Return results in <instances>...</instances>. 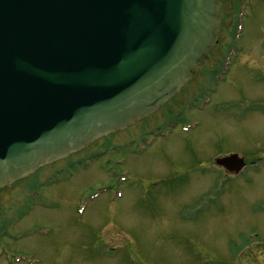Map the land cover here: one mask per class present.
I'll use <instances>...</instances> for the list:
<instances>
[{
	"label": "rangeland",
	"instance_id": "374dc122",
	"mask_svg": "<svg viewBox=\"0 0 264 264\" xmlns=\"http://www.w3.org/2000/svg\"><path fill=\"white\" fill-rule=\"evenodd\" d=\"M240 6V51L226 81L203 112L183 116L200 124L186 135L206 149L193 148L196 168L170 174L179 155L191 161L179 133L144 153L120 148L93 157L89 149L70 175L27 203L0 192V264H13L8 256L21 264H264V72L252 65H264V0ZM127 135L109 142L125 145ZM228 153L255 170L230 180L209 173L205 158ZM164 174L168 183H160Z\"/></svg>",
	"mask_w": 264,
	"mask_h": 264
},
{
	"label": "water",
	"instance_id": "95a60500",
	"mask_svg": "<svg viewBox=\"0 0 264 264\" xmlns=\"http://www.w3.org/2000/svg\"><path fill=\"white\" fill-rule=\"evenodd\" d=\"M219 14V0H0V188L166 103ZM236 159L216 164L237 174Z\"/></svg>",
	"mask_w": 264,
	"mask_h": 264
},
{
	"label": "flooded vegetation",
	"instance_id": "af4514ba",
	"mask_svg": "<svg viewBox=\"0 0 264 264\" xmlns=\"http://www.w3.org/2000/svg\"><path fill=\"white\" fill-rule=\"evenodd\" d=\"M222 4V23L219 28L218 32V39L216 46L214 48L216 55H212L210 57V65L208 67L202 68L200 72L195 74L192 79L186 84V86L177 94L173 99H171L166 106H164L161 110L156 112L152 117L148 118L147 125L144 126L142 129L145 133L143 137H140L137 133V129L134 130V127H136L139 124H136L128 129V135L127 137L129 138L130 143H127L128 151L132 152L133 151V146L140 145V143H136L138 140H142L144 143V150L148 151V149H152L155 146H159L162 143L168 142V140L171 138V136H176V134L180 133V129L178 128L180 125H185L189 124L192 121L186 120L183 116L182 109L185 104H191L192 106L197 105L199 102L202 101L203 98L207 97L211 103H212V96L214 95L213 89L217 87L220 83L226 81V76L229 73L228 72H221L222 64L225 58V45L227 39L231 36V30L233 29V23H232V17L234 15L235 11V0H221ZM213 50V51H214ZM207 68V69H206ZM223 74V78H220L219 76ZM231 79V78H229ZM233 79V78H232ZM235 82V81H234ZM229 87H233L232 80L229 81ZM190 85L189 87H187ZM187 87V88H186ZM186 88V89H185ZM194 89L196 91H194ZM204 92L206 93L204 95ZM211 103L209 105H211ZM227 105V103L225 104ZM256 110H260L258 107H253ZM159 114V115H158ZM160 121V124H157V121ZM146 121V120H145ZM150 124L153 128V130L150 128ZM168 126H173L174 129L172 130V134H170L169 139H165L160 136H154L153 132L156 131H161L163 128H166ZM167 137V138H168ZM179 137V136H178ZM187 137L183 136L182 139V144H185L187 148H190L191 151L190 153V163L187 162V159L185 156L179 155V163H173L170 162L169 165V171L170 174H180L183 172H187L189 170H194L195 164L198 160V158L193 154V148H199L200 146V154L202 152H205V146H202V143L199 142H193L190 143L189 141L186 140ZM108 143V142H107ZM109 144V143H108ZM150 144L152 145V148H150ZM111 147L114 146L113 144H109ZM92 146H89L87 149L91 148ZM161 147V146H160ZM86 149V150H87ZM166 144L163 145L161 151L166 152ZM145 151V152H146ZM202 151V152H201ZM84 152L78 153L77 155L69 158L68 162L66 161H61L58 163H55L53 165L44 167L40 169L36 173V186H40L44 184V182H49L52 177H54V181L57 177H66V174L63 175L65 171H69V169L72 167L74 169V166L77 164H81V161H76L79 157ZM91 156H95L91 152H89ZM229 154V153H228ZM226 154V155H228ZM214 156V155H213ZM213 156H208L205 158L206 162L209 163V173L214 170V165H213ZM243 160L245 161V158L243 157ZM66 162V163H65ZM86 161H82V164L85 163ZM169 162V161H166ZM246 163V162H245ZM59 164H62V168H52L53 166H57ZM245 168L244 170H246ZM220 174H224L223 169L217 168ZM243 170V171H244ZM165 177L161 179L160 183H168V180L170 178L169 174H164ZM181 175V174H180ZM51 177V178H50ZM50 183V182H49ZM38 186V188H39ZM13 194V193H12ZM3 203V202H2ZM6 235V233H5Z\"/></svg>",
	"mask_w": 264,
	"mask_h": 264
},
{
	"label": "bare ground",
	"instance_id": "6f19581e",
	"mask_svg": "<svg viewBox=\"0 0 264 264\" xmlns=\"http://www.w3.org/2000/svg\"><path fill=\"white\" fill-rule=\"evenodd\" d=\"M252 65L254 66V69L255 70H257V71H259L260 73L261 72H264V65H262V63L260 64L259 62H253L252 63ZM227 71H228V69H227ZM211 103V101H209V103L208 104H210ZM147 125V123L145 124V125H143L142 127L141 126H137V127H135V129H138L139 131H140V137L144 134V131H143V127L144 126H146ZM200 126V125H199ZM150 128L153 130V128H152V126H151V124H150ZM197 128H195L194 129V131L196 130ZM114 133H118V131L117 132H114ZM169 139V137L167 138V140ZM136 143H140V145L139 146H133V150H135V152L136 151H139V152H141L142 150H144V148H145V146H144V143H143V141L140 139V140H138ZM117 145V147H115ZM116 145H114V146H110L106 141H103V140H100V139H97L96 141H94V142H92V147L91 148H89V149H92V154H94L96 157H101V156H103L104 154H105V152H108V151H110V150H113V151H115L117 148H119V147H121L122 146V144H116ZM152 145L153 144H150V148H152ZM89 149H87V150H89ZM93 149H95V150H93ZM146 149V148H145ZM87 150H84V151H82V152H84V153H82L81 155H83V154H85L86 153V151ZM146 150H144V151H142L141 153H143V152H145ZM81 155H79V156H81ZM63 161H66V162H68L69 160L68 159H66V160H63ZM65 162V163H66ZM124 164V163H123ZM61 166L63 167V165L61 164ZM82 166L85 168V167H87L88 166V163L87 162H85V163H83L82 164ZM58 167H60V166H58ZM73 168L71 167L70 169H69V171H65L64 173H63V175H65L66 174V177L68 176V175H70L72 172H73ZM36 174H29V175H27L26 177H24V178H22V179H19V180H17V181H15V182H13V183H11V184H9V185H7V186H5V187H3V189H4V191H9V192H12V193H15V194H17V195H20L21 196V198L22 199H24L25 201H26V203H27V201L30 199V200H33L35 197L33 196V195H31V192H32V190H33V188H34V186H35V184H36ZM51 178V177H50ZM49 182H47V183H45V184H43L42 186L44 187V188H46V187H49V186H52L53 184V182H54V177H52L50 180H48ZM55 181H57V178L55 179ZM204 181H207V179L206 180H204ZM206 183V187L207 188H209V187H211L212 185V183H210V182H205ZM83 213H84V211H83ZM83 213H82V215H83ZM10 223L8 222L7 223V225H9ZM1 233H3V234H5V232H3V230L1 231ZM0 255H2V258H3V253L1 252L0 253ZM8 258H11V259H13V262L15 263V264H21L22 263V261H17L16 260V257H12V256H8ZM15 259V260H14Z\"/></svg>",
	"mask_w": 264,
	"mask_h": 264
}]
</instances>
